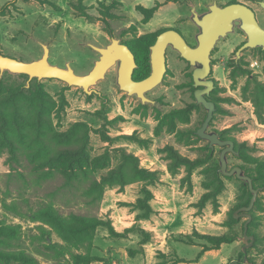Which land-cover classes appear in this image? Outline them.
Masks as SVG:
<instances>
[{
	"label": "rangeland",
	"instance_id": "1",
	"mask_svg": "<svg viewBox=\"0 0 264 264\" xmlns=\"http://www.w3.org/2000/svg\"><path fill=\"white\" fill-rule=\"evenodd\" d=\"M261 1L0 0V55L31 62L42 55L45 44L51 64L64 67L69 63L75 74L84 75L98 59L89 44L102 47L116 38L127 45L142 35L174 29L194 47L198 29L190 20L192 6L203 13L214 2L221 7L241 3L253 11L264 28ZM246 41L235 26L210 54L208 78L214 86L207 99L214 103L215 110L208 131L234 141L235 150L243 144L247 156L228 154V169L239 166L257 178L264 163V110L257 109L254 97L256 88L264 85V51L246 48L237 57L236 51ZM165 60L163 79L146 94L150 102L145 105L119 90L116 65L91 87V95L56 79L40 81L56 101L50 115L56 131L84 123L89 129L91 157L107 154L112 168L120 161V149H124L138 157L140 167L158 171L160 181L149 186L136 182L123 188H106L102 200L94 201L87 191L89 179L80 177L69 184L58 173L35 169L23 148L16 163H9L7 154L0 152V221L15 229L4 251L23 253L35 264H77L73 255L98 259L90 264H264V188L260 181H254L258 194L249 211L247 232L253 244L247 248L244 262L241 250L250 242L242 241L247 218L241 211L237 219L232 213L249 205L251 193L236 177L219 172L220 147L216 146L207 158L208 143L196 134L206 111L195 103L193 67L171 48L166 50ZM0 81L6 89L37 82L7 73ZM166 145L190 160L206 159L192 171L190 191L189 184L181 180L186 174L183 167L174 175L168 171L161 152ZM106 171L91 172L90 178L99 179ZM219 182L222 189L216 196V210L211 200L203 209L196 207L201 195ZM143 188L154 195L149 202L153 214L136 220L143 213L136 207V200L144 196ZM47 207L64 218L79 215L108 221L122 236L112 237L107 227H98L83 242L67 243L46 223L43 211ZM133 225L150 234L147 242L138 229L125 231ZM199 235L233 240L198 256L203 247L210 248Z\"/></svg>",
	"mask_w": 264,
	"mask_h": 264
},
{
	"label": "trees",
	"instance_id": "2",
	"mask_svg": "<svg viewBox=\"0 0 264 264\" xmlns=\"http://www.w3.org/2000/svg\"><path fill=\"white\" fill-rule=\"evenodd\" d=\"M161 32L142 35L127 43L136 63V68L132 74L133 80L140 81L149 76L150 47ZM254 103L258 110H264V85L256 88ZM56 106V101L44 90L39 81L29 87L22 85L13 89H6L0 81V152L7 154L9 163L18 161L19 151L23 148L27 151L28 159L34 164L35 169L37 167L58 173L69 184L80 177L89 179L87 191L94 201L102 200L106 188H123L136 182H142L146 186L159 183L160 173L158 171L140 167L138 157L124 149H120V161L112 168L108 166L109 156L107 154L91 157L89 154V129L86 124L78 122L72 124L66 131H56L50 120V115ZM131 138L135 139L134 137ZM221 138L225 139L222 136ZM205 149L208 151L207 158H210L212 150L209 147H205ZM161 152L164 153V158L168 162L167 169L171 175L176 174L180 168H184L186 174L181 180L189 184L188 191H190L192 171L204 163L206 159L195 158L190 160L169 145H166ZM235 152L234 154H238V156H247L243 144H238ZM103 169H107V171L102 173L99 179L90 178L91 172ZM242 170L245 173L243 168ZM259 172L257 178L251 177L253 187L254 181H260L259 184L264 188V163L260 164ZM221 189L222 184L219 182L214 189L203 193L195 206L203 209L206 202L211 200L216 210L218 207L216 196L221 192ZM142 192L144 196L136 200V207L143 213L137 215L136 220L148 219L153 214L149 202L154 198V195L145 188ZM43 216L46 223L52 226L70 244L83 242L92 236L98 227H107L112 237L122 236V234L114 231L108 221L105 222L97 218L79 215L64 218L50 207L43 211ZM135 229L138 227L133 225L125 231ZM138 231L143 234L144 242H147L150 234L142 229H138ZM14 236L15 229L0 221V264H35L34 259L23 253L3 250V247L11 244L10 241ZM199 238L210 244V248L203 247L198 256H201L204 251L217 249L221 244H228L233 240L226 236L199 235ZM240 255L244 256L242 251ZM73 258L77 264H90L98 260L87 255H73Z\"/></svg>",
	"mask_w": 264,
	"mask_h": 264
},
{
	"label": "water",
	"instance_id": "3",
	"mask_svg": "<svg viewBox=\"0 0 264 264\" xmlns=\"http://www.w3.org/2000/svg\"><path fill=\"white\" fill-rule=\"evenodd\" d=\"M260 6L264 11V0L260 2ZM190 13V20L198 29L195 36L196 46L188 45L174 29L161 32L150 47V74L143 80H133L132 74L136 68L134 55L126 44L116 38H111L110 42L102 47L89 44V47L98 53V59L87 74H75L69 63H66L64 67L51 64L49 62V48L43 44L42 55L31 62H23L0 55V77L7 72L14 76L26 75L29 80L36 79L39 82L43 79H56L69 87H77L87 95H91V87L95 86L99 80L104 79L107 70L116 65V84L119 90L125 92L127 96H135L141 104L145 105L150 102L146 94L157 87L163 79L166 71V50L171 48L176 51L193 67L192 80L195 103L201 105L206 111V117L201 127L196 131L197 136L206 141L211 150L216 146L221 148L218 162L219 172L225 177H236L248 186L251 193L249 205L241 207L233 214L235 219L242 215L247 218L244 222L242 241L246 243L250 239V242L245 244L241 250L245 262L246 250L253 244V237L247 234L248 225L251 221L249 211L253 207L258 189L253 187L252 178L246 175L241 167L234 166L228 169L227 155L236 153L234 142L222 139L220 134L215 131H208L215 110L214 103L207 99L214 86L213 81L208 76L211 71L210 54L212 50L219 40L234 31L235 26L247 37V41L236 51L237 57L246 48H260L264 51V28L259 26L253 11L241 3H232L221 7L214 2L203 13H198L192 6ZM239 211L243 214L237 215Z\"/></svg>",
	"mask_w": 264,
	"mask_h": 264
},
{
	"label": "flooded vegetation",
	"instance_id": "4",
	"mask_svg": "<svg viewBox=\"0 0 264 264\" xmlns=\"http://www.w3.org/2000/svg\"><path fill=\"white\" fill-rule=\"evenodd\" d=\"M208 97V96H207Z\"/></svg>",
	"mask_w": 264,
	"mask_h": 264
}]
</instances>
